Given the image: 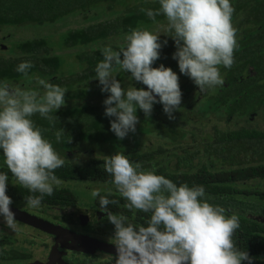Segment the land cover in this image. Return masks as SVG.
<instances>
[{"label": "clouds", "instance_id": "obj_1", "mask_svg": "<svg viewBox=\"0 0 264 264\" xmlns=\"http://www.w3.org/2000/svg\"><path fill=\"white\" fill-rule=\"evenodd\" d=\"M159 5L156 10L141 8V12L153 21L160 15L166 18V36L175 42L172 58L178 62L180 73L200 92L223 86L220 66L231 69L238 48L232 24L235 9L230 0H159ZM159 38L149 30L132 29L125 37L126 46L119 50L105 47L103 59L95 68L101 91L110 93L104 101L105 116L115 118L110 121L111 131L120 140L136 132L137 109L150 118L154 104L160 103L169 119H174L173 113L180 109L179 76L163 64L153 67L168 43L165 40L162 45ZM32 68L31 62H22L16 71L28 78ZM118 70L130 73L147 90H124L113 75ZM37 83L44 90L42 95L37 90L12 87L7 80L0 82V149L15 181L31 193L24 200L32 209L39 208L44 197L52 196L54 188L63 183L55 170L65 164L43 135L50 129L37 127L32 117L39 114L54 125L58 117L51 113L65 105L66 90L44 79L38 78ZM54 136L60 143L65 130H56ZM72 162L79 163V158ZM102 167L133 216L136 211L150 213L147 226L133 224L127 216L110 211L108 206L118 205V200L102 196L99 190L91 191L93 198L99 197L100 211L114 225L111 239L117 253L115 264H253L255 258L233 239L240 228L239 217L226 216L223 207L210 204L204 186H177L157 175L155 168L144 170L119 152L106 156ZM8 181V174L0 173V215L6 227L17 232L19 222L10 209L13 201L6 194Z\"/></svg>", "mask_w": 264, "mask_h": 264}, {"label": "trees", "instance_id": "obj_2", "mask_svg": "<svg viewBox=\"0 0 264 264\" xmlns=\"http://www.w3.org/2000/svg\"><path fill=\"white\" fill-rule=\"evenodd\" d=\"M124 0H0V27L22 26L30 24H53L66 16L73 15L82 11H90L105 4L115 6L117 4L126 3ZM232 7L235 9L232 16V23L236 21L238 15L243 17L234 28L236 29V39L238 48L234 53V64L231 69L220 66V73L224 77V85L220 87L217 96L207 99L202 111L204 113L217 112L221 107H227L230 103L234 106V110L238 112V107L242 108L243 114H249L253 111V104L264 106V0H230ZM160 5L153 7L156 10ZM123 16L115 22H101L90 28L82 27L70 29L60 35V40L56 43L51 42L47 37H41L34 40H26L17 43L11 48L13 52H20L24 57L34 54L36 51H42L44 48L54 50L53 53L42 54L39 61H28L33 64V68L29 71V77L25 78L22 73L16 71L17 66L26 62L24 60H16L14 62L0 60V82L7 80L10 82H19L22 80L29 81L34 77L36 72L53 70V74H59L63 77L65 87V99H76L86 92L84 86L89 80L96 77L95 68L103 59L102 50L99 48L91 53H84L85 48L90 45L102 42L119 33H130L132 29L143 28L146 25L166 19L163 15L157 16L155 21L151 20L146 13L141 11L124 12ZM167 40L166 46L160 51V59L156 63H163L166 68L177 70L178 62L174 60L173 54L176 52L175 42L173 39L163 37L159 40ZM57 46V47H56ZM67 48H76V63L71 64L69 71L63 70L65 54L59 50ZM86 52V51H85ZM84 63H87L84 67ZM85 69H84V68ZM76 68H81L76 70ZM83 68V69H82ZM84 71V72H83ZM48 75V73L41 74ZM187 79L189 77L185 76ZM66 83V84H65ZM70 85V87H66ZM88 85V84H87ZM143 86L139 83V89ZM82 89H80V88ZM79 88V91H72ZM191 88H187V92ZM76 92V93H74ZM155 105V104H154ZM153 106V112L162 113V107ZM160 109V110H159ZM159 110V111H158ZM226 110L232 111L230 108ZM138 114L144 115L142 110L137 109ZM57 116L58 120L52 125L48 120L35 114L32 117L35 125L39 128L50 129L44 131V137L49 140L56 151L70 152L73 150V142L78 141H111L115 142L118 138L111 131L110 121L115 118L105 116V111L101 112L99 106H79L75 108H64L57 112L51 113ZM153 117V116H152ZM139 121L140 131L145 134H155L150 131L152 124L151 119L143 117ZM148 120L150 121L147 125ZM158 123V122H157ZM164 126L162 123L157 124ZM156 125V126H157ZM60 128L67 130L65 137L60 143L56 142L54 132ZM172 129V127H170ZM170 129V130H171ZM78 130L76 135L70 132ZM111 135L106 136L107 131ZM171 133V132H169ZM212 135L204 138L207 141L206 147L218 144L224 150H246L251 159L243 165L232 166L224 169H215L210 163H202L200 166H189L186 169H171L169 161L159 162L166 159L169 155L164 150L166 144L161 145V149L153 152H145L140 149L136 152H124L128 159L133 162L145 159L149 156L153 158L155 164L149 167H142L144 170H152L155 168L157 175H163L165 178L172 180L177 186L188 184L190 187L202 185L205 187L206 195L209 197L210 204L223 207L226 216L235 214L239 217L240 228L236 231L233 239L237 246L247 251L253 258V264H264V208L258 206H249L243 202L237 201L235 197L236 186L249 185V182L256 180H264V129L260 130L251 127L228 128L226 131H220L217 128L212 130ZM164 136L165 134H158ZM71 138V143H68ZM251 150L248 153L247 149ZM122 152V151H121ZM243 154V153H242ZM115 155V154H114ZM248 155H246L248 157ZM113 156V155H112ZM239 156V154L237 155ZM103 158H92L86 162L84 167L73 166L70 162H65L64 166L55 170V174L64 182H81V183H98L103 185H113L112 177L103 170ZM110 157V156H107ZM257 157L260 161L257 162ZM0 173H7L9 181L15 180L5 164L3 150L0 149ZM7 194L13 200L22 201L31 193L20 186L18 183L9 184ZM102 196L116 199L118 205L110 204V211L115 214H123L129 218V221L137 225L147 226L150 213L136 211L133 212L124 207L127 201L122 198L118 192L112 191L111 194L101 191ZM42 206L46 209L74 210L78 207L79 201L69 188H54L52 196H45ZM96 211L95 214L103 216L101 222L106 221L107 214L100 211L99 197L95 198ZM251 208V209H250ZM250 209V210H248ZM78 215V213H77ZM71 218V217H70ZM69 218V219H70ZM74 223L78 217L70 219ZM25 248H13L7 246L0 247V264H12L7 262H23L36 259V253Z\"/></svg>", "mask_w": 264, "mask_h": 264}, {"label": "rangeland", "instance_id": "obj_3", "mask_svg": "<svg viewBox=\"0 0 264 264\" xmlns=\"http://www.w3.org/2000/svg\"><path fill=\"white\" fill-rule=\"evenodd\" d=\"M123 2L126 3L117 4L115 6H112L111 4H105L104 6H99L96 9L90 11L78 12L73 15L66 16L65 18L60 19L53 24H30L22 26L0 27V60L14 62L16 60L22 59L26 62H37L39 61L42 54H52L53 51H55V49L57 48H55L54 50L44 48L42 51H36L34 54L28 55L26 57H24L20 52H13L11 48L17 43L26 40H34L41 37H47L51 42L56 43L60 40V35L70 29H77L82 27L90 28L95 25L101 24V22L113 23L117 21V19L121 18L124 12L141 11V8L152 9L159 4V0H124ZM242 17L243 14L237 16L236 21L232 23L233 27L238 22H240ZM142 29L149 30L154 34L159 35V40L163 37H168L166 35H169V33L167 32L166 19L150 25H146V27H143ZM127 34L129 33H119L118 35L110 37L102 42L90 45L89 47L85 48L86 52L84 51V53H91L94 50L105 48L108 46L112 47L113 50H119L121 47L126 46L125 37ZM164 41L165 40H161L160 43L163 45ZM59 52L65 54V61L63 66V70L65 73L69 71L71 64L76 63L77 65L76 48H67L59 50ZM86 64L87 63L83 64L84 67L86 66ZM160 65L161 63L158 64L155 62L153 64V67L158 68ZM80 69L81 68H76L77 71ZM174 72L179 76V83L182 92V103L180 109L173 113L174 119H169L168 115L165 114L163 109L162 113H155L152 114L150 118H147L152 120V124L149 129L155 134H145L141 132L139 127L143 124L138 123L136 125V132H130L128 136L123 140H120L118 138L115 142H103L95 140L87 142L78 141L77 143L73 142L72 151L56 152L61 158L65 160V162H70L73 166L84 167L86 162L92 158L112 156L114 154H117L118 152L133 153L139 151L140 149L144 150L145 152H153L156 149H161L162 147L159 144L163 143L166 144L164 150L167 151L169 155L166 159L159 160V162L169 161V166L171 169H175L177 167L180 169H186L190 165L200 166L202 163H210L215 169L219 170L229 168L230 165H243L249 161H251L250 163H254L255 161L252 162V159L249 156L250 154H244L246 150H234L232 152L229 150H224L218 144L206 147V144L208 142L204 141V138L212 135L211 133L214 128H217L220 131H226L228 128H238L246 126L263 130L264 106L260 104H253V111L249 112V114H243V109L240 107H238V112L233 111L234 107L237 108V106H234L232 103H230L227 107H221L217 112L204 113L202 109L205 106V101L207 99L213 98V96H217L220 92L221 86H217L213 89H206L205 91L200 92L199 88L190 78L187 79L185 75L180 73L179 68ZM45 73H48V75H41ZM113 75L117 77V80L121 83V86L124 90H127L129 87H136L137 89H139V83L131 78L130 73L124 72L123 70H118L114 72ZM63 77L67 76H59V74L54 75L53 70H40L36 72L34 77L29 81L22 80L19 82H10L9 84L12 87H20L24 90H37L42 95L44 90L38 85V78L44 79L49 83L62 87L61 82L63 84L65 80ZM223 79L225 78L223 77ZM87 84L84 86V90L86 91L84 92V94L77 97L76 99H65L66 103L61 109L70 107L75 108L79 106H99L101 107V112H104V101L108 98L110 93L102 92V86L96 79L89 80ZM66 87L69 88L70 85H66ZM62 88L66 89L65 87ZM79 88L71 90L72 93L73 91H79L80 89H82ZM142 88L144 90H147V87L145 85H143ZM187 88H191V90L187 92ZM67 94L69 93H66V95ZM157 100H159V97H157ZM156 105H159L158 107L163 108V105L160 103H157L154 106ZM226 108H230L232 111L226 110ZM143 117H145V114H138L139 121H142L141 119ZM149 123L150 121L148 120L147 125H149ZM160 123H162L164 126H160V130L156 129L157 127H159V125L157 124ZM170 127H172V129ZM65 132H67V130H65ZM76 132H78V130H74V132H70V134L76 135ZM158 134L165 135L161 137ZM110 135L111 132L108 130L106 136L109 137ZM247 151L248 153H250V148L247 149ZM238 154L239 156H237ZM246 155H248V157ZM76 158H79V163L74 164L72 161ZM259 161L260 159L259 157H257V162ZM136 163H140L142 167L150 168L151 165L155 164V161H153V158L149 156L145 159L139 160L138 162H133V164ZM15 183L17 182L15 180H12L11 182H8V185ZM59 187L69 188L72 191V193L79 201V205L77 208H75L74 210L46 209L41 205L39 208L32 209L26 207L24 202L13 199V203L11 205L20 210L22 209V211L40 216L48 221H51L52 223L61 225L70 230L77 232H81L84 230L86 233L91 235V237H94L98 240L101 239L114 243V241L111 239L114 234V225H112L108 220L100 222L101 219L99 217L96 218L95 216H93L94 211L96 210V206L95 198L91 196V191L94 189L99 190L100 192L106 191L107 193H109V190H111V192H118L115 189L114 185L63 181V183ZM235 197L237 201L243 202L250 207L258 206L264 208V180L259 179L256 181H252L249 182V185L246 186H236ZM208 202L210 203L209 200ZM80 210H86L89 212L91 223H89L88 218V223L74 225L75 223H73V221H71L70 219L78 217V221H81L82 217ZM94 219L98 220V223L94 222ZM84 224L86 226L82 228L81 226H83ZM27 226L28 225L19 222V231L14 232L6 227L4 218L2 215H0V247L5 248L6 246H11L18 249L25 248L29 249L30 251L32 250L36 253L35 260H43L42 262H37V264H48V261L45 260V255H49L51 245L53 243H56V239L54 238V236H51V234H48L30 225L28 227ZM83 254L86 253H76L65 247H60L53 253V256L55 257L54 264H86L87 261H89L88 256H90V254H86L85 256ZM107 254L108 253L100 251V254L96 255L97 261L103 262L106 260L114 259V257H111ZM50 256L51 254L49 255V257ZM65 258L67 259L65 260ZM63 259L66 262L63 261ZM22 264L34 263L24 262Z\"/></svg>", "mask_w": 264, "mask_h": 264}, {"label": "water", "instance_id": "obj_4", "mask_svg": "<svg viewBox=\"0 0 264 264\" xmlns=\"http://www.w3.org/2000/svg\"><path fill=\"white\" fill-rule=\"evenodd\" d=\"M10 209L15 214L16 221L28 226L30 225L55 237L56 244L53 246L51 256L48 259V264H54L55 257L53 256V253L60 247L90 255L95 254L98 250L108 254L117 255L115 246L110 243L100 241L87 235L78 234L68 228L30 214L29 212L22 211L12 205H10Z\"/></svg>", "mask_w": 264, "mask_h": 264}, {"label": "flooded vegetation", "instance_id": "obj_5", "mask_svg": "<svg viewBox=\"0 0 264 264\" xmlns=\"http://www.w3.org/2000/svg\"><path fill=\"white\" fill-rule=\"evenodd\" d=\"M15 207V206H14ZM22 210V209H21ZM96 211V210H95ZM95 211H94V214H93V216H95L96 218L97 217H99L100 219H101V216L100 215H97L96 216V214H95ZM80 213H81V217H82V220L81 221H78V222H76L74 225H80V224H82V223H88L87 222V220H88V218H89V223H91L90 221H91V218H90V216H89V212L88 211H86V210H80ZM31 214V213H30ZM34 215V214H33ZM37 216V215H36ZM38 217H40V216H38ZM103 217V216H102ZM40 218H42V217H40ZM94 222H97L98 223V220H93ZM19 222V221H18ZM101 222V221H100ZM103 222V221H102ZM74 223V222H73ZM86 225L84 224L83 226H81L82 228L83 227H85ZM28 227V226H27ZM30 228V227H29ZM71 231H73V230H71ZM90 231V230H89ZM73 232H76V233H78V234H85V235H88V236H90L91 237V235H89L88 233H86L84 230L83 231H81V232H77V231H73ZM52 236V235H51ZM55 238V237H54ZM100 241H103V242H107V243H110V244H112V245H114V243H112V242H108V241H105V240H101V239H99ZM56 243H53L52 245H51V248H50V250H49V255L51 254V251H52V249H53V246L55 245ZM7 247V246H6ZM73 252H76L77 253V251H73ZM102 252V251H101ZM98 254H100V251L98 250V251H96V254H94V255H90V256H88L87 258H88V260L89 261H87V263L86 264H101V263H103V264H106V263H108V264H115V258H116V255H112V254H107V255H110L111 257H114V259L113 260H106V261H103V262H98L97 261V259H96V255H98ZM49 255L48 256H46L45 255V257L47 258H45V260L46 261H48V259H49ZM75 255V254H74ZM84 256L86 255V254H83ZM40 259V258H39ZM67 258H65V260H66ZM64 259H63V261H65ZM43 260H35V259H33V260H31V261H21V262H17V264H22V263H24V262H29V263H34V264H37V262H42ZM66 262V261H65ZM86 262V261H85ZM7 263H15V262H7ZM242 264H247V261H244V262H242Z\"/></svg>", "mask_w": 264, "mask_h": 264}]
</instances>
